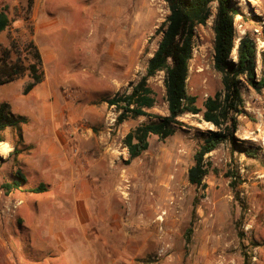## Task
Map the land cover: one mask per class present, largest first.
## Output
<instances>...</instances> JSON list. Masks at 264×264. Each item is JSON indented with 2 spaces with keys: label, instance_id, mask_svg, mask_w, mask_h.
<instances>
[{
  "label": "rangeland",
  "instance_id": "374dc122",
  "mask_svg": "<svg viewBox=\"0 0 264 264\" xmlns=\"http://www.w3.org/2000/svg\"><path fill=\"white\" fill-rule=\"evenodd\" d=\"M233 2L242 14L234 20L231 58L236 61L238 41L248 35L256 44V73L261 78L263 1ZM34 4L42 9L36 21L54 23L52 31L56 30L38 43L43 50L52 49L41 67L50 97L41 99L39 109L32 108L34 119L26 117L28 139L23 130L22 140L12 129L3 133L0 185L17 169L27 177L32 174L30 164L47 155L45 133L54 124L59 136L67 137L77 183L64 188L53 181L46 194L37 196L27 190L10 194L0 190V264L13 259L18 263L30 254L32 261L48 263L64 255L61 264H81L94 260L93 255L101 256L106 264H243L245 260L264 264V88L257 93L241 83L244 106L237 115L234 142L223 143L205 156L204 190L187 180L205 133L215 129L202 119L204 103L222 90L221 77L213 68L215 5L206 25L195 30L186 84L201 113L180 117L175 133L167 139L150 137L148 150L127 164L123 138L156 118L139 117L116 125L115 110L106 100L130 92L131 85L145 75L165 29L167 4L163 0H34ZM2 5L8 7L11 25L0 35V55L14 39L21 51L20 62L27 67L32 59L24 45L33 33V13L27 11V0H0ZM10 58L14 60L15 55ZM28 81L25 73L0 90L14 99ZM148 83L155 94V105L148 113L167 116L164 73ZM55 143L61 153L60 142ZM38 181L30 178L23 187ZM58 195L104 201L96 211L95 207L85 211L78 203L81 227L87 231L93 252L88 251L82 233L57 257L54 252L25 250L29 235L23 232L27 229L24 212L30 209L33 219L34 210L40 205L51 207V199ZM189 227L192 233L186 243Z\"/></svg>",
  "mask_w": 264,
  "mask_h": 264
},
{
  "label": "trees",
  "instance_id": "16d2710c",
  "mask_svg": "<svg viewBox=\"0 0 264 264\" xmlns=\"http://www.w3.org/2000/svg\"><path fill=\"white\" fill-rule=\"evenodd\" d=\"M168 7L169 15L161 40L152 57L148 60L145 75L131 85L130 92L117 93L106 100L109 108L116 113L115 124L120 125L129 119L139 117H154L156 121L137 126L123 138L127 149L128 160L140 157L149 148L152 136L164 140L173 136L179 118L185 114L197 115L201 109L196 106V98L187 93V78L189 62L192 59L195 30L205 26L215 5L213 21V68L221 77L222 90L204 103L202 119L215 129L205 133L203 143L193 157V165L188 169V182L202 190L206 188L204 178L208 174L205 156L219 145L234 142L238 127L237 115L244 106L240 86L245 82L254 91L260 93L264 88V76L257 78L255 41L248 35L238 41L236 61L232 60L235 48L234 20L242 13L233 0H163ZM30 10L33 0H27ZM8 7L0 6V34L8 29L10 19ZM257 18V17H256ZM24 51L31 56L32 62L25 67L21 62V51L17 42L12 40L9 48L0 55V86L14 82L25 73L29 78L23 94L29 93L43 80L42 58L38 47L32 40L24 45ZM11 54L15 59L11 60ZM159 73H164L165 101L167 116L150 115L148 111L155 105V94L148 80ZM27 119L15 116L7 103L0 104V143L4 142L3 133L8 129L17 132L22 140L21 128ZM26 179L20 169L14 174V179L0 185L5 194L21 191ZM47 190L44 184L27 190L29 193L41 194ZM191 227L185 232V241H190ZM243 264H249L246 260Z\"/></svg>",
  "mask_w": 264,
  "mask_h": 264
},
{
  "label": "crops",
  "instance_id": "0c3cea01",
  "mask_svg": "<svg viewBox=\"0 0 264 264\" xmlns=\"http://www.w3.org/2000/svg\"><path fill=\"white\" fill-rule=\"evenodd\" d=\"M262 11H264V0H262ZM27 11H31L33 13V20H37L39 13H41L42 9L40 8L39 4H33ZM257 11L258 14L261 15L259 10ZM9 17V16H8ZM10 19V18H9ZM33 23V33L31 34V38L28 40H32L34 44L38 47L39 52L41 54L42 60L46 58H50L47 53L51 52V48H47L43 50V48H39L38 43L41 41L42 36L51 37L56 33V30L52 31L55 28L54 23L53 25H44L42 21H36ZM11 25V20H10ZM9 25V27H10ZM8 27V28H9ZM51 29V30H50ZM47 32V33H45ZM3 33V32H2ZM1 33V34H2ZM0 34V35H1ZM14 40V39H13ZM16 42V40H14ZM27 41V42H28ZM11 42V41H10ZM10 44V43H9ZM43 81V80H42ZM1 87V86H0ZM5 90H0V104L7 103L11 107V112L15 116H21L26 118H33L32 108L36 107L37 109L40 108V101L43 97L47 98L49 96L48 92L50 89H46V85L42 82L36 85L29 93L22 94L20 96L15 97L14 99L5 95ZM50 97V96H49ZM15 99L17 101H15ZM16 102V103H15ZM32 103L31 106H28L27 103ZM49 113L51 110L48 111ZM53 118V117H51ZM24 124L21 130L24 131V138L28 139V129H26ZM55 124L52 125L51 128H48L46 131L47 142L44 144L46 147L47 155L43 158L41 157L34 163L30 164L32 174L28 177L26 174L25 176L26 182L22 185V190H29L33 189L40 184H44L47 187V190L41 194H33L32 195H43L46 194L51 187L52 182L54 181L56 185H60L61 187H73L76 185L75 182V174L76 171L72 166V161L69 160V153L67 152V137L66 136H59V132L55 130ZM10 129V128H8ZM36 139L35 136L32 137ZM62 146V152L58 153L57 146L55 140ZM33 142V141H32ZM57 151V152H56ZM45 171L49 172V175L45 174ZM16 170L13 172L12 177L10 180L5 182H10L14 179V174ZM34 178V180H39L36 184L29 186L25 189L23 186L29 183V179ZM70 178V179H69ZM80 178H78V181ZM68 182V183H67ZM21 190V191H22ZM12 193V192H11ZM51 207H45L44 205H40L35 211V217L31 219L32 211L30 209H26L23 216V222L27 229L23 232H26L29 237L27 238V242L25 243V250L30 251L31 248H34L35 251L38 252H54L55 257L60 255L61 253H65L71 243L74 245V241L77 240L78 233H82L87 241L88 244V251L93 252L92 245L88 243L87 239V231L81 227L80 223V214H79V207L78 203H82L84 205V210L87 211L88 209L95 211L98 209V203H104V201H100L99 199H94V203L92 199H61L60 195L56 196L55 199H51ZM98 201V202H97ZM29 208V207H28ZM68 235V236H67ZM57 247V249H56ZM76 247V246H75ZM77 251L78 248L76 247ZM0 252H1V234H0ZM79 252V251H78ZM60 253V254H59ZM31 255V254H30ZM30 255H24L23 259H19L18 263L13 259L9 260L7 264H61L62 263V255L59 258H55V261H51L48 263L47 261H43L44 259H40L39 261H32ZM94 260H84L81 264H106L103 258L100 256L93 255ZM99 258V260L97 259ZM55 262V263H54Z\"/></svg>",
  "mask_w": 264,
  "mask_h": 264
}]
</instances>
